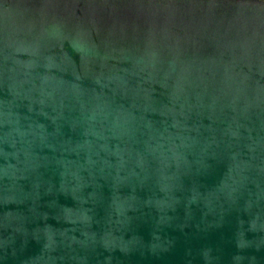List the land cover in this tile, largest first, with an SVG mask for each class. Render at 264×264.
I'll return each instance as SVG.
<instances>
[{"label":"water","instance_id":"1","mask_svg":"<svg viewBox=\"0 0 264 264\" xmlns=\"http://www.w3.org/2000/svg\"><path fill=\"white\" fill-rule=\"evenodd\" d=\"M0 264H264V0H0Z\"/></svg>","mask_w":264,"mask_h":264}]
</instances>
